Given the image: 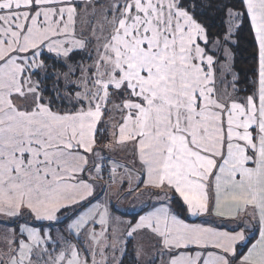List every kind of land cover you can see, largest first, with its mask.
Wrapping results in <instances>:
<instances>
[{
	"label": "snow or ice",
	"instance_id": "obj_1",
	"mask_svg": "<svg viewBox=\"0 0 264 264\" xmlns=\"http://www.w3.org/2000/svg\"><path fill=\"white\" fill-rule=\"evenodd\" d=\"M129 257L264 264V0H0V264Z\"/></svg>",
	"mask_w": 264,
	"mask_h": 264
},
{
	"label": "rangeland",
	"instance_id": "obj_2",
	"mask_svg": "<svg viewBox=\"0 0 264 264\" xmlns=\"http://www.w3.org/2000/svg\"><path fill=\"white\" fill-rule=\"evenodd\" d=\"M113 203H117L116 201H113ZM117 207H118V211L115 212V215L117 216L116 213H120V214H124V213H129V212H134V213H137L140 211L139 208H133V203H132V200L129 199V200H126V201H121L117 204ZM124 219H131V217L127 218V217H124Z\"/></svg>",
	"mask_w": 264,
	"mask_h": 264
},
{
	"label": "crops",
	"instance_id": "obj_3",
	"mask_svg": "<svg viewBox=\"0 0 264 264\" xmlns=\"http://www.w3.org/2000/svg\"><path fill=\"white\" fill-rule=\"evenodd\" d=\"M138 213V212H137ZM117 214V218L120 219V220H123V221H127V219H124V217H127L129 218V215H132V214H136L134 212H129V213H124V214H120V213H116ZM132 219V218H131Z\"/></svg>",
	"mask_w": 264,
	"mask_h": 264
},
{
	"label": "trees",
	"instance_id": "obj_4",
	"mask_svg": "<svg viewBox=\"0 0 264 264\" xmlns=\"http://www.w3.org/2000/svg\"><path fill=\"white\" fill-rule=\"evenodd\" d=\"M238 67L240 68H245L246 66L241 63L240 65H238ZM136 214H132V215H129V217L133 218ZM130 261H131V257H129V261L126 262V264H130Z\"/></svg>",
	"mask_w": 264,
	"mask_h": 264
}]
</instances>
